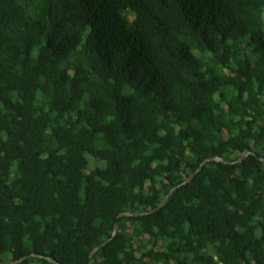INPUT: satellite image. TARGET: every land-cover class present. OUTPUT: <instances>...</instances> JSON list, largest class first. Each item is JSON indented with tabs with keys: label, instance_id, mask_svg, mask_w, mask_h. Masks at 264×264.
<instances>
[{
	"label": "trees",
	"instance_id": "trees-1",
	"mask_svg": "<svg viewBox=\"0 0 264 264\" xmlns=\"http://www.w3.org/2000/svg\"><path fill=\"white\" fill-rule=\"evenodd\" d=\"M263 159L264 0H0V264H264Z\"/></svg>",
	"mask_w": 264,
	"mask_h": 264
},
{
	"label": "water",
	"instance_id": "water-1",
	"mask_svg": "<svg viewBox=\"0 0 264 264\" xmlns=\"http://www.w3.org/2000/svg\"><path fill=\"white\" fill-rule=\"evenodd\" d=\"M251 153V151H249V150H246L241 156H240V158L237 160V161H232L231 163H237V162H242L249 154ZM210 161H221V162H227V161H225L223 158H221V157H219V156H210V157H208V158H206L200 165H199V167L195 170V172H193L189 177H187L183 182H181L180 184H178V185H176V186H174L171 190H170V192L163 198V200L161 201V203L157 206V207H155V208H153V209H151V210H148V211H146V212H133V211H125V212H121L119 215H118V217H130V216H140V215H145V214H149V213H153V212H155V211H157V210H159L160 208H162L164 205H165V203L167 202V200H168V198H169V196L177 189V188H179V187H181L182 185H185V184H187V183H189V182H191L194 178H195V176L202 170V168L204 167V165L206 164V163H208V162H210ZM263 161H264V159H263ZM118 227H119V224L118 223H115V226H114V230H113V233H112V236H111V238H109L106 242H104L103 244H101V245H98L97 247H95L92 251H91V253H90V259L92 258V256L98 251V250H100L103 246H105L113 237H115V235L117 234V232H118ZM31 256H38V257H41V258H45V259H47V260H49V261H51V262H53V263H55V264H62L61 262H59L58 260H56V259H54V258H52V257H50V256H44V255H40V254H32ZM29 257V255H27V256H24V257H22V258H19V259H17V260H14V261H11V262H9V263H7V264H18V263H20V262H22V261H24L26 258H28ZM1 262V261H0Z\"/></svg>",
	"mask_w": 264,
	"mask_h": 264
},
{
	"label": "rangeland",
	"instance_id": "rangeland-1",
	"mask_svg": "<svg viewBox=\"0 0 264 264\" xmlns=\"http://www.w3.org/2000/svg\"><path fill=\"white\" fill-rule=\"evenodd\" d=\"M89 157H90V159L93 158V157H91V156H89Z\"/></svg>",
	"mask_w": 264,
	"mask_h": 264
}]
</instances>
